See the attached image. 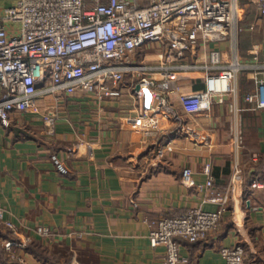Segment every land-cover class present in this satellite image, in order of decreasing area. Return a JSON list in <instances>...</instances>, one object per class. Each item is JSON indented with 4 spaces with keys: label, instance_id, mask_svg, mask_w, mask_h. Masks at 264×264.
Wrapping results in <instances>:
<instances>
[{
    "label": "crops",
    "instance_id": "crops-1",
    "mask_svg": "<svg viewBox=\"0 0 264 264\" xmlns=\"http://www.w3.org/2000/svg\"><path fill=\"white\" fill-rule=\"evenodd\" d=\"M15 2L0 0V14ZM237 23L242 29L234 36L211 44L222 63L250 61L253 54L264 62V17L255 0H238ZM186 75L179 92L205 88V71ZM232 85L223 103L195 113L174 94L181 131L165 113L139 117L127 92L100 101L82 92L39 96L35 111L0 125V210L33 239L68 246L71 264H165V246L149 240L151 221L196 207L215 210L219 204L205 186L210 177L216 190H229L227 207L205 237L177 238L182 264H224L219 249L236 243L248 264H264V108L244 99L255 87L250 70L238 72ZM146 103L157 101L148 96ZM53 152L64 158L67 174L54 166ZM186 166L193 171L190 186L180 178ZM38 225L49 226L51 235L35 234ZM3 237L0 229V246ZM19 253L29 264H45L27 248ZM8 263L0 252V264Z\"/></svg>",
    "mask_w": 264,
    "mask_h": 264
},
{
    "label": "built area",
    "instance_id": "built-area-1",
    "mask_svg": "<svg viewBox=\"0 0 264 264\" xmlns=\"http://www.w3.org/2000/svg\"><path fill=\"white\" fill-rule=\"evenodd\" d=\"M255 3L264 17V0ZM237 15L238 0H16L0 14V125L8 127L12 118L35 111L39 96L47 93L82 92L100 101L120 99L127 92L139 117L165 113L173 130L181 131L184 119L172 96L177 93L187 113L205 111L225 101L242 70H250L255 86L244 99L264 108V62L253 54L250 61L234 58L223 64L221 51L211 46L242 29ZM191 71H205V88L179 92L180 81ZM148 96L156 98L155 106L146 103ZM43 120L52 124L54 119L44 114ZM236 142L242 146L241 134ZM74 149L67 148V153ZM50 159L61 174L69 172L59 153H51ZM192 173L184 167L181 182L193 185ZM205 186L209 199L219 204L215 210L196 207L151 221L149 240L152 246H165V264L186 261L178 237L196 241L217 228L229 190H216L210 177ZM0 229L9 259L28 264L19 251L32 235L22 233L2 210ZM35 232L48 237L51 228L39 225ZM219 252L224 264H248L240 243L222 246Z\"/></svg>",
    "mask_w": 264,
    "mask_h": 264
},
{
    "label": "trees",
    "instance_id": "trees-1",
    "mask_svg": "<svg viewBox=\"0 0 264 264\" xmlns=\"http://www.w3.org/2000/svg\"><path fill=\"white\" fill-rule=\"evenodd\" d=\"M244 247V246H243ZM34 256L44 262L45 264H71V252L68 246L65 245H46L37 239H33L26 247ZM245 253L246 249L244 248ZM0 252L3 256L4 262L8 264H20L16 260H10L5 249L0 246ZM10 260V261H9ZM82 259L79 258V261ZM246 261V259H245ZM83 263V262H82Z\"/></svg>",
    "mask_w": 264,
    "mask_h": 264
},
{
    "label": "rangeland",
    "instance_id": "rangeland-1",
    "mask_svg": "<svg viewBox=\"0 0 264 264\" xmlns=\"http://www.w3.org/2000/svg\"><path fill=\"white\" fill-rule=\"evenodd\" d=\"M38 226H39V225H38ZM46 226H47V225H46ZM35 229H36V228H35ZM21 232L24 233L23 231H21ZM35 234H37V233L35 232ZM37 235H39V234H37ZM50 235H51V234H50ZM50 235H49V236H50ZM39 236H40V237H44V238H48V237H49V236L46 237V236H41V235H39ZM32 237H33V235H32ZM27 263H28V262H27ZM28 264H29V263H28Z\"/></svg>",
    "mask_w": 264,
    "mask_h": 264
}]
</instances>
